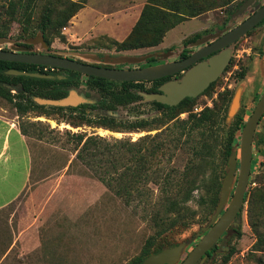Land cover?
<instances>
[{
    "label": "rangeland",
    "instance_id": "374dc122",
    "mask_svg": "<svg viewBox=\"0 0 264 264\" xmlns=\"http://www.w3.org/2000/svg\"><path fill=\"white\" fill-rule=\"evenodd\" d=\"M45 1L39 2L40 7ZM145 1L86 0L67 26L54 30L51 51L41 44L28 48L32 52L71 55L81 60V56L73 54L141 55L167 51L195 35L203 36L219 26H233L243 21V17H239L231 23L230 14L241 1L233 0L226 6L207 10L179 23L167 32L164 47L118 50L115 42L119 41L118 37L128 29L136 14L132 2L142 4ZM187 1L204 7L206 2L217 4L221 0ZM40 7L35 19H38ZM58 8L63 6L58 5ZM58 34L60 36H56ZM19 35V25L13 23L9 37L18 40ZM7 47L4 45L2 48ZM228 50L232 60L216 86L197 96L193 106L178 115L179 119H186L190 113L198 115L210 107L215 110L213 119L197 128L191 136L180 133L182 144L171 142L168 126L176 118L169 122L162 110L154 109L153 112L144 104L115 111V116L123 119L154 116L157 121L152 132L158 135L154 142L166 144V148L154 153V168L159 170L160 177L154 183V207H146L147 213L154 208V222L151 215L144 217L146 205H125L76 158L77 134L136 140L146 131L122 132L86 123L75 124L73 118L58 112L49 115L40 110L19 113L12 103L0 97V113L13 117L19 126L26 129L32 154L28 186L17 200L0 210V264H129L141 254L152 235H155L154 249L188 242L182 255V259L185 258L203 236L201 228L208 224L217 206L214 199L219 197L220 190L216 191L213 179L218 172L222 182L226 173L229 159L225 154L227 135L236 112L243 115L245 122L264 92V24L249 31ZM146 64L128 63L112 67L133 68ZM245 68L246 74L241 78L240 73ZM86 79L82 75L81 83L85 84ZM147 85L151 86V83ZM70 89H75L80 95L86 92L84 87ZM229 94H232V101L238 94L236 112L233 115L229 111L226 114L217 112L222 97ZM146 98L151 100L149 96ZM88 99L87 104H93L99 95L92 91ZM88 111L93 115L106 113ZM241 131L237 132L239 140L232 147V151L238 154V164ZM258 132L264 134V118ZM202 140L209 144L207 150L195 148L197 141ZM167 181L171 182V187H164ZM176 188L181 189L180 197L187 188L192 190L180 205L182 214L177 213L182 215V221L169 227L176 216L170 193ZM259 189L264 190V159L255 150L247 188L253 194L252 202H245L236 225V228L240 227L241 235L236 229H230L224 240L218 242L220 248L202 264H264V203L260 201L263 190ZM162 226L167 228L158 235ZM232 250L225 263L226 253Z\"/></svg>",
    "mask_w": 264,
    "mask_h": 264
},
{
    "label": "trees",
    "instance_id": "16d2710c",
    "mask_svg": "<svg viewBox=\"0 0 264 264\" xmlns=\"http://www.w3.org/2000/svg\"><path fill=\"white\" fill-rule=\"evenodd\" d=\"M40 1L0 0V36H10L11 25L17 23L20 28L18 39L35 36L38 32H41L50 50L53 42L51 37L54 30H61V28L67 26L73 16L83 7L82 3H85L86 0H46L43 7H40ZM158 1L160 0H147L129 34L122 41L115 42L118 50L157 46L164 41L169 30L188 17H195L207 10L226 6L233 0H221L217 4L206 2L204 7L190 3L187 0H162L163 4ZM58 5H62L63 8H58ZM39 7V16L38 19H35V14ZM263 24L264 20L259 26ZM197 36L199 35L190 38V40H194ZM9 69L53 74L55 77L41 78L28 75H11L7 73ZM246 71L247 69L245 68L240 73L241 78L244 77ZM82 75L84 74L65 68H53L0 59V97L12 103L19 113L40 110L42 113L49 115L52 112H58L73 118L75 124L86 123L87 125L122 132L146 131V134L136 140H132L130 137L110 139L94 134H77L78 151L76 158L87 167L94 178L100 181L125 205L131 206L133 203L146 205L144 206V217L151 215V219L154 222V208L149 213L146 212L147 205L154 207V183L160 177L159 170L154 168V153L158 149L166 148L165 143L154 142L158 135H154L152 131L156 128L154 122L157 119L154 116H137L134 119H123L108 114L93 115L87 111L89 104H82L76 107L42 106L34 101V97L62 98L68 95L70 88L84 87L86 89L85 93L88 92L87 94L91 91L99 94V99L91 106L94 110L116 111L121 107L131 108L134 105H136L135 107H140V105L145 104L153 112L154 108L162 110L164 117H167L169 122L176 118L168 126L167 134L171 137V142L178 145L182 144L180 133L183 132V134L186 133L191 136L190 134L197 128L213 119L215 110L207 107L198 115L190 113L188 118L179 119L178 115L191 108L196 99L193 100L191 97H186L177 105H168L157 100L145 101L142 92L160 93L157 86L166 80V77L155 80L153 87H147V81H118L93 75H85L87 79L85 84H82ZM59 76H62V78ZM5 84L20 86L22 90L14 92L7 88ZM231 99L232 94L224 95L217 112L226 114ZM244 124L243 115L238 112L228 131L226 156L230 157L234 143L239 140L237 132L242 129ZM20 128L22 132L27 134L26 129L22 125ZM195 148H205L207 150L209 144L204 140L197 141ZM185 175L187 174L185 173ZM213 184L216 191L219 192L222 182L218 172L213 179ZM164 187H171V182L167 181ZM180 190L176 188L170 193L173 199L172 209L176 211V216L170 222L169 227L182 221V215H178L183 209L180 205L190 195L192 188H187V191L181 197ZM261 190L263 189H259V191ZM252 198L253 194L247 191L245 200L251 204ZM260 199L264 203V190ZM218 200L219 197L216 196L214 199L215 205H217ZM242 211L243 209L237 217L242 215ZM166 228L162 226L158 230V235H161ZM236 231L238 235H241L240 227L236 228ZM154 243L155 235H152L147 239L141 254L129 264H140L150 253L158 252L162 249H154ZM212 250L214 251L215 248H212ZM232 252L233 250L226 253L224 257L225 263L231 257Z\"/></svg>",
    "mask_w": 264,
    "mask_h": 264
},
{
    "label": "water",
    "instance_id": "95a60500",
    "mask_svg": "<svg viewBox=\"0 0 264 264\" xmlns=\"http://www.w3.org/2000/svg\"><path fill=\"white\" fill-rule=\"evenodd\" d=\"M255 0H246L237 9L235 15L242 14ZM264 19V5L254 12L245 21L229 30L214 43L206 45L192 54V56L183 61H170L156 65L119 68L100 66L95 63L106 65L119 64H146L151 57H160L161 59L171 58L173 50L153 51L141 55H111L94 53H75L73 55L82 58V60L61 56L57 53L32 52L29 45L41 44L49 50L44 35L38 32L35 36L15 40L9 36H0V59L9 61L26 62L37 65H44L53 68H65L80 72L85 75H93L118 81H152L162 77L173 75L182 69H185L196 60L208 56L213 51H221L213 55L208 61H202L189 69L180 80H170L160 86V93H143L145 100L150 97L151 100H157L168 105H177L186 97H197L204 92L209 84L215 81L224 71L229 63L231 55L228 46L235 43L238 39L247 34ZM209 38L203 37L197 40L196 46L202 45ZM4 45L7 49L2 48ZM90 60L92 62H86ZM11 75H28L41 78H54L53 74H44L40 72H29L18 69L7 70ZM62 78V76H59ZM5 86L14 92L22 90V87L11 84ZM34 101L39 105L75 107L80 104H87L90 100L85 94H78L75 89H70L67 96L62 98L34 97ZM149 101V100H148ZM229 108V113L233 115L238 108V94L235 95ZM105 114L115 116V111L101 110ZM237 114V112H236ZM264 114V92L256 103L252 114L245 121L241 131L240 138V158L238 164V154L232 151L226 173L222 179L219 200L217 206L207 225L201 228L203 236L196 245L182 259L188 242H180L175 245L166 246L158 252L150 253L140 264H202L206 259L208 251L218 242L222 235L231 225L236 226L239 218V212L243 209L246 202L245 196L250 181L251 165L253 159V141L259 120ZM259 149L264 150V144H260Z\"/></svg>",
    "mask_w": 264,
    "mask_h": 264
},
{
    "label": "crops",
    "instance_id": "0c3cea01",
    "mask_svg": "<svg viewBox=\"0 0 264 264\" xmlns=\"http://www.w3.org/2000/svg\"><path fill=\"white\" fill-rule=\"evenodd\" d=\"M146 2L147 0L142 4L132 2L133 7H136L132 8L136 10V14L128 29L118 37L119 41L129 34ZM165 41L164 38L159 45L148 48L154 50L164 47ZM31 173L32 154L28 135L22 132L13 117L0 113V210L20 197L30 182Z\"/></svg>",
    "mask_w": 264,
    "mask_h": 264
},
{
    "label": "flooded vegetation",
    "instance_id": "af4514ba",
    "mask_svg": "<svg viewBox=\"0 0 264 264\" xmlns=\"http://www.w3.org/2000/svg\"><path fill=\"white\" fill-rule=\"evenodd\" d=\"M246 0H241L239 3H238V5L236 6V8H235V11L234 12H232L230 15H231V23L233 24V22L232 21H235L237 18H239V17H243V21H245L247 18H249L254 12H256L259 8H261L263 5H264V0H255L254 1V3L251 5V6H249L242 14H240V15H235V13H236V11H237V9L240 7V5L241 4H243L244 2H245ZM264 20V19H263ZM262 20V21H263ZM242 21V22H243ZM261 21V22H262ZM242 22H240V23H242ZM261 22H259L255 27H258L259 26V24L261 23ZM239 23V24H240ZM239 24H235L234 23V25L233 26H230V25H225V26H219V27H217V28H215V29H213V31L212 32H208L207 34H205V35H203V36H201V35H199V36H197L196 38H194V40H190V39H187V40H184L183 41V43L182 44H180V45H178V46H172L171 48H168L167 50H173L174 51V54H173V56L171 57V58H168V59H161L160 57H151L150 59H148V62L149 63H147L146 65H142V66H149V65H156V64H161V63H164V62H170V61H183V60H185V59H188V58H190L191 56H192V54H194V52L195 51H197L198 49H200V48H202V47H204V46H206V45H209V44H212V43H214L216 40H218V38H220L222 35H224L225 33H227L229 30H231V29H233L234 27H236L237 25H239ZM261 26V25H260ZM254 27V28H255ZM254 28H252L251 30H253ZM251 30H249V31H251ZM248 31V32H249ZM247 32V33H248ZM196 36V35H195ZM203 37H208L209 39L205 42V43H203L202 45H199V46H196L194 43L197 41V40H199L200 38H203ZM239 40V39H238ZM237 40V41H238ZM231 45H229L228 47H230ZM221 51V49H218V50H216V51H213L212 53H210L208 56H206V57H202V58H200V59H198V60H196L195 62H193L191 65H189L188 67H186L185 69H182L181 71H179V72H177V73H175V74H173V75H169V76H166V80H164L161 84H158V86H157V89L161 92V90H160V86L163 84V83H165V82H167V81H170V80H180L185 74H186V72L189 70V69H191L194 65H196V64H198L199 62H202V61H208L213 55H215V54H217V53H219ZM61 56H66V57H70V58H73V59H77V60H80L81 61V59H79V58H77V57H74V56H71V55H61ZM231 60H232V58H230V61H229V63L226 65V67H225V69H224V71L222 72V74L223 73H225L226 72V69H227V67H228V65L231 63ZM95 64H97V65H100V66H107V67H112V65H106V64H103V63H95ZM142 66H140V67H142ZM221 74V75H222ZM85 75V74H84ZM220 75V76H221ZM220 76L215 80V81H213V82H211L210 84H209V86L204 90V92L202 93V94H205L207 91H209V90H211V89H213L215 86H216V84H217V82H218V80H219V78H220ZM163 78V77H162ZM154 81L155 80H152V81H147L146 82V86L147 87H153L154 86ZM148 83H151V86H148L147 84ZM92 92V91H91ZM90 92V93H91ZM95 92V91H94ZM88 93V92H87ZM86 93V94H87ZM90 93L89 94H87L88 96H90ZM97 93V92H96ZM98 94V93H97ZM99 95V94H98ZM201 95V94H200ZM197 97H191V99H196ZM97 102V101H96ZM95 102V103H96ZM95 103H93V104H95ZM179 104V103H178ZM80 105H82V104H80ZM80 105H77V106H80ZM92 104H89V106H88V108H87V111H88V109H90V110H94L92 107ZM76 107V106H75ZM155 109V108H154ZM156 110H159V109H156ZM89 112V111H88ZM264 118V114H263V116L261 117V119L259 120V123H258V126H259V124H260V122H261V120ZM258 126H257V128H256V131H255V134H254V141H253V151H257L258 153H259V156L261 155L262 157H263V159H264V150H262V149H259V145L260 144H264V134L263 135H261V134H259V132H258ZM238 218H240V217H238ZM236 227L237 226H234V225H231L229 228H228V230L222 235V237L218 240V242L219 241H221V240H224V238L229 234V232H230V229H236ZM218 242L212 247V248H215V250H217L218 248H220L219 247V244H218ZM196 245V244H195ZM212 248L208 251V253H207V257H206V259H208L209 257H212L213 255H214V252H215V250L213 251L212 250ZM210 253H211V255H210ZM205 259V260H206ZM204 260V261H205ZM203 261V262H204ZM202 262V263H203Z\"/></svg>",
    "mask_w": 264,
    "mask_h": 264
}]
</instances>
